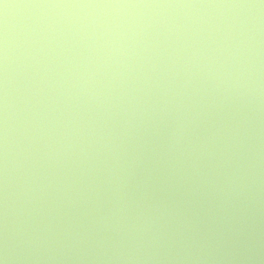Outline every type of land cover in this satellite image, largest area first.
Returning <instances> with one entry per match:
<instances>
[{
	"label": "clouds",
	"instance_id": "clouds-1",
	"mask_svg": "<svg viewBox=\"0 0 264 264\" xmlns=\"http://www.w3.org/2000/svg\"><path fill=\"white\" fill-rule=\"evenodd\" d=\"M0 264H264V0H0Z\"/></svg>",
	"mask_w": 264,
	"mask_h": 264
},
{
	"label": "water",
	"instance_id": "water-1",
	"mask_svg": "<svg viewBox=\"0 0 264 264\" xmlns=\"http://www.w3.org/2000/svg\"><path fill=\"white\" fill-rule=\"evenodd\" d=\"M6 2L15 3V2H17V0H6ZM8 12H9L10 23H14V17H15L16 10L15 9H9Z\"/></svg>",
	"mask_w": 264,
	"mask_h": 264
}]
</instances>
